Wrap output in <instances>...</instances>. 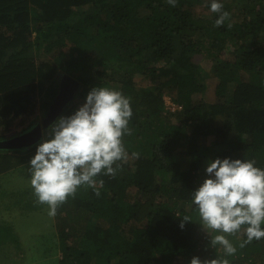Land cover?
Wrapping results in <instances>:
<instances>
[{"label":"trees","instance_id":"obj_1","mask_svg":"<svg viewBox=\"0 0 264 264\" xmlns=\"http://www.w3.org/2000/svg\"><path fill=\"white\" fill-rule=\"evenodd\" d=\"M211 2L178 0L172 7L167 0H0V120L6 126L35 108L40 92L49 110L61 80L46 87L44 79L57 68L81 83L61 117L74 114L94 87L122 91L131 101L132 134L124 136L129 159L115 177L96 178L100 196L81 187L68 200L85 225L59 230L61 264H191L202 246L213 249L191 204L193 191L209 178L202 171L217 158L255 160L264 168V0H218L230 13L219 27ZM42 51L54 57L51 66L38 65ZM203 60L212 63L206 77L218 79L212 104L196 97L206 89ZM138 75L154 86L138 87ZM172 90L183 107L175 122L164 116L163 95ZM203 138L213 143L202 145ZM43 140L0 152L28 160ZM180 149L189 158L187 169L177 158ZM185 215L192 221L182 229ZM131 225L134 238L125 235ZM242 241L235 242L234 256L214 249L209 260L257 264L252 254L264 251V239L240 248Z\"/></svg>","mask_w":264,"mask_h":264},{"label":"clouds","instance_id":"obj_2","mask_svg":"<svg viewBox=\"0 0 264 264\" xmlns=\"http://www.w3.org/2000/svg\"><path fill=\"white\" fill-rule=\"evenodd\" d=\"M167 3L176 7L178 0ZM210 10L218 14L217 27L230 18L218 0H212ZM132 116L130 97L102 86L92 88L74 114L60 117L51 126L48 138L37 146L29 168L36 202L48 206L50 217H55L70 198L75 199L81 187L93 188L100 196L96 178L115 177L129 159L124 136L132 134ZM131 156L139 159L140 153L133 152ZM206 173L209 178L193 191L191 204L211 237L212 247H222L228 257L237 253L229 236H246L240 248L264 239V168L257 167L255 160L217 158L209 162ZM99 183L102 185L103 181ZM189 221L190 216H183L180 227L183 229ZM191 264L230 262L220 256L203 261L194 257Z\"/></svg>","mask_w":264,"mask_h":264},{"label":"rangeland","instance_id":"obj_3","mask_svg":"<svg viewBox=\"0 0 264 264\" xmlns=\"http://www.w3.org/2000/svg\"><path fill=\"white\" fill-rule=\"evenodd\" d=\"M225 1L229 2L231 0ZM246 1H242L241 4H246ZM195 10H200V13L211 16V13H206L202 7L198 6ZM53 62L54 57L45 51H42L38 56V65L40 66L42 64L51 66ZM199 65L202 69L200 79L206 89L204 92L196 94V97L208 104L215 103L217 101L216 85L218 84V79L212 76L209 79L206 77L208 73L211 74L212 63L211 61L203 60L199 62ZM61 73V69L57 68L51 79H44L45 86L47 87L51 80H54V84L57 86L63 77ZM135 83L141 88L154 86L150 78L141 75L136 77ZM40 93L37 95L35 108L20 115L10 127L0 120V135L13 138L24 133L29 125L34 124L36 126L44 121L49 110H45L43 107L47 97L45 96V91ZM174 93V90L165 92L163 100L165 105L164 116L170 117L171 121L175 122L177 118L182 117V110H172L171 103L176 102ZM46 138L47 135L44 133L43 139ZM207 141L209 139L203 138L200 144L205 145ZM213 149L210 151H213ZM2 154L4 153L0 152V264H61L60 249L62 248L58 242L59 235L56 229L58 233L64 227L72 230L80 227L82 229L85 224L83 223L84 220L79 216V210L75 208L74 204H68L69 202H67L58 209L55 217H50L48 215V206L36 202L33 189L30 186L31 174L29 168L31 167L30 160L32 158L23 161V157L19 153L7 155V157H3ZM177 154L182 166L187 169L189 167V158L185 157L181 149L179 152L177 151ZM202 173L208 177L206 169ZM139 195L144 198L147 197L141 193ZM132 228L133 226L131 225V229H126L125 235L134 238L135 230H132ZM201 229L206 233V237H202L211 242V237L203 226H201ZM215 234L213 233V235ZM228 239L234 242H232L234 246L235 242L237 244L240 240L242 241L240 236H229ZM13 246L17 249L16 256L11 253L10 248ZM214 249L218 253L223 251V248L219 246L213 249H207V246H202L198 257L202 261L209 260ZM252 257L257 264H264V251L252 254ZM182 262L185 264V261Z\"/></svg>","mask_w":264,"mask_h":264},{"label":"water","instance_id":"obj_4","mask_svg":"<svg viewBox=\"0 0 264 264\" xmlns=\"http://www.w3.org/2000/svg\"><path fill=\"white\" fill-rule=\"evenodd\" d=\"M81 83L72 76L65 74L60 83V91L53 101L44 121L37 124L29 131H26L13 138L0 140V150L24 149L39 143L44 138L45 130L61 117L63 111L75 99Z\"/></svg>","mask_w":264,"mask_h":264},{"label":"crops","instance_id":"obj_5","mask_svg":"<svg viewBox=\"0 0 264 264\" xmlns=\"http://www.w3.org/2000/svg\"><path fill=\"white\" fill-rule=\"evenodd\" d=\"M56 231H57V234L59 235V233H58V230L56 229ZM58 242H59V245L61 246V244H60V240H59V237H58ZM14 247V246H13ZM11 247L10 249H11V253H13L14 254V256H16V252H17V249H15L16 247ZM62 257H63V254H62V250L60 249V259H62Z\"/></svg>","mask_w":264,"mask_h":264},{"label":"built area","instance_id":"obj_6","mask_svg":"<svg viewBox=\"0 0 264 264\" xmlns=\"http://www.w3.org/2000/svg\"><path fill=\"white\" fill-rule=\"evenodd\" d=\"M171 105H172V110L173 111L183 110V107L181 105H179L178 103H176V102L171 103Z\"/></svg>","mask_w":264,"mask_h":264}]
</instances>
